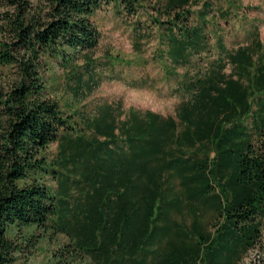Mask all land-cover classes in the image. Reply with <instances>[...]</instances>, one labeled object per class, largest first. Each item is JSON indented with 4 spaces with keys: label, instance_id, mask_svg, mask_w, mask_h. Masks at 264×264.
I'll list each match as a JSON object with an SVG mask.
<instances>
[{
    "label": "trees",
    "instance_id": "obj_1",
    "mask_svg": "<svg viewBox=\"0 0 264 264\" xmlns=\"http://www.w3.org/2000/svg\"><path fill=\"white\" fill-rule=\"evenodd\" d=\"M148 1L0 0V264H13L20 245L35 248L36 232L69 241L50 264H73L68 252L89 264H240L263 241L256 30L250 45L231 51L217 38L218 57L206 63L211 5L163 4L166 74L183 95L174 117L106 105L82 119L84 135L48 95L42 66L89 59L100 40L96 11L113 3L135 15Z\"/></svg>",
    "mask_w": 264,
    "mask_h": 264
},
{
    "label": "rangeland",
    "instance_id": "obj_2",
    "mask_svg": "<svg viewBox=\"0 0 264 264\" xmlns=\"http://www.w3.org/2000/svg\"><path fill=\"white\" fill-rule=\"evenodd\" d=\"M167 0H150L141 4L135 15H127L113 3L96 11L91 20L100 32L98 46L88 53L70 57L71 63L62 68L59 61L42 66L41 75L48 87V95L58 103L64 116L74 115L76 131L88 135L84 130L83 118L97 115L101 106L120 107L127 113L132 109L141 113L150 111L164 117L175 116L176 108L182 100V93L176 88L173 77L166 74L164 47L161 30L157 25L165 20L160 14ZM192 12L210 4L209 19L211 54L206 63L216 60L215 42L222 38L226 50L251 44L252 32L256 30L264 54V0H191ZM2 9L0 8V13ZM227 15H221V13ZM219 14V15H217ZM195 14L191 21H195ZM136 27V28H135ZM140 34V37L137 35ZM206 63L201 65L204 71ZM183 68L176 71L181 75ZM230 68L226 69V73ZM6 79L0 75V86ZM89 84V88H86ZM78 87L80 91H77ZM77 94V97L75 95ZM55 154L51 144L45 152L48 161ZM44 182L55 189L53 179L46 177ZM63 198V194H60ZM38 234L39 243L35 248L20 245V252L13 254V264H50L55 257L70 248L68 239L60 234ZM73 264H89L79 255L70 256ZM240 264H264V238L260 245L245 255Z\"/></svg>",
    "mask_w": 264,
    "mask_h": 264
}]
</instances>
